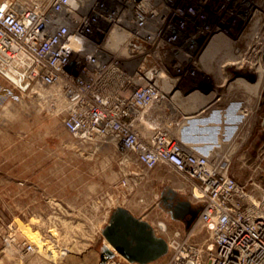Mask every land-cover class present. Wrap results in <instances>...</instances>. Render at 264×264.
<instances>
[{"label":"built area","instance_id":"obj_1","mask_svg":"<svg viewBox=\"0 0 264 264\" xmlns=\"http://www.w3.org/2000/svg\"><path fill=\"white\" fill-rule=\"evenodd\" d=\"M223 9V0L0 3V63L20 85L0 69L10 82L25 92L59 88L66 101L64 128L81 142L119 151L124 186L158 168L191 186L190 202L201 206L195 223L208 238L194 242L195 223L170 232L160 221L155 231L166 236L167 264H264V184L240 183L231 174L233 141L211 150L185 143L170 94L175 81L199 74L201 56L223 36ZM209 36V46L197 53ZM187 52L195 53L191 67L179 61ZM248 55L256 85L264 79V27ZM240 63L237 70H243ZM247 105L240 111L244 128L252 114ZM111 251L99 264H138Z\"/></svg>","mask_w":264,"mask_h":264},{"label":"rangeland","instance_id":"obj_2","mask_svg":"<svg viewBox=\"0 0 264 264\" xmlns=\"http://www.w3.org/2000/svg\"><path fill=\"white\" fill-rule=\"evenodd\" d=\"M223 3L225 42L239 51L240 70L249 72L248 51L264 27V0ZM211 40L212 36L206 37L196 52L200 54ZM194 54L187 52L179 61L191 67ZM192 78L186 82H209L199 74ZM251 87L259 95L250 99L249 127L244 128L240 115L248 106L241 95L240 103L229 109L233 133L224 140L236 143L230 169L236 180L264 184V79ZM65 115L66 101L59 88L25 92L0 72V264H99L109 246L102 232L119 207L154 230L160 221L167 222L170 232L185 228L163 207L162 198L173 189L179 198L191 201L189 184L158 168L124 186L121 153L110 144L72 137L63 126ZM181 138L207 145L209 150L219 139ZM192 234L198 244L208 238L198 223ZM24 244L33 245L34 251L27 253ZM169 257L168 253L152 264H167Z\"/></svg>","mask_w":264,"mask_h":264},{"label":"crops","instance_id":"obj_3","mask_svg":"<svg viewBox=\"0 0 264 264\" xmlns=\"http://www.w3.org/2000/svg\"><path fill=\"white\" fill-rule=\"evenodd\" d=\"M240 57L239 51L233 48L232 43L225 42V37L222 36L199 60V75L204 76L209 82L188 84L186 78L179 82L175 81L170 94L173 109L181 123L178 129L180 136L184 135L191 140L216 136L219 139L213 147L228 143L224 137L233 133L230 131L232 125L229 124L233 119L229 116L230 107L240 103L241 95L242 99H247V103H250L254 95L253 86L251 87L254 84L236 76L239 70L235 65ZM184 142L209 150L207 145L204 146L202 143H190L189 140Z\"/></svg>","mask_w":264,"mask_h":264},{"label":"water","instance_id":"obj_4","mask_svg":"<svg viewBox=\"0 0 264 264\" xmlns=\"http://www.w3.org/2000/svg\"><path fill=\"white\" fill-rule=\"evenodd\" d=\"M236 76L243 77L251 83L257 80L256 74L251 72L238 71ZM167 200L173 203L166 205ZM162 204L174 220L185 224L186 230L192 227L201 212V206H195L187 199L179 198L173 189H168L167 198ZM102 234L109 245L131 263L152 264L169 253L167 241L156 234L151 224L135 217L123 207L113 212ZM105 254L113 255L108 246L104 248L102 257Z\"/></svg>","mask_w":264,"mask_h":264},{"label":"bare ground","instance_id":"obj_5","mask_svg":"<svg viewBox=\"0 0 264 264\" xmlns=\"http://www.w3.org/2000/svg\"><path fill=\"white\" fill-rule=\"evenodd\" d=\"M206 60V59H205ZM0 69L2 71H4L6 73V76L11 80L13 81L16 85H20V81H19V78L14 76L13 73H9L8 71L5 70V68L3 67V65L0 63ZM221 73V72H220ZM261 83V79L257 82V84ZM178 94V93H177ZM176 94V95H177ZM210 96V95H209ZM215 96V95H213ZM175 97V96H174ZM181 97V96H180ZM175 99V98H174ZM183 101V100H182ZM177 102V101H176ZM183 106V105H182ZM110 248V250L112 249V247L109 245L108 246Z\"/></svg>","mask_w":264,"mask_h":264},{"label":"flooded vegetation","instance_id":"obj_6","mask_svg":"<svg viewBox=\"0 0 264 264\" xmlns=\"http://www.w3.org/2000/svg\"><path fill=\"white\" fill-rule=\"evenodd\" d=\"M170 196H171V195H170ZM165 198H167V192L164 194V196H163V198H162V202L165 201ZM171 203H173V201H171V200H167L166 205H170Z\"/></svg>","mask_w":264,"mask_h":264}]
</instances>
